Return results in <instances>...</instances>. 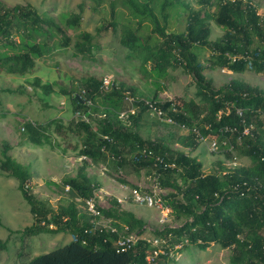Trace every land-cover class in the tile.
<instances>
[{"label":"trees","instance_id":"1","mask_svg":"<svg viewBox=\"0 0 264 264\" xmlns=\"http://www.w3.org/2000/svg\"><path fill=\"white\" fill-rule=\"evenodd\" d=\"M90 1L91 8L99 11L102 0ZM118 1L110 0L109 19L97 27L96 34L119 32L120 44L141 66L151 65L157 78L167 68L178 66L194 78L198 100L173 98L160 102L156 94L148 100L163 109L173 123L188 129L187 134L177 137L178 145L194 150L202 138L226 141L239 155L250 158L251 165L233 168L222 175L204 173L203 164L196 157L172 150L160 140L143 138L138 127L147 109L145 99L136 96L133 86L112 81L104 89L101 77L87 75L80 78L78 89L73 90L57 82H42L35 76L31 82L34 89L45 95L58 91L67 96L73 113L80 116L66 124L60 118L45 123L27 121L22 135L39 146L50 143V131L64 140L75 135V148L84 159L74 176L61 179L62 189L68 187L66 197L64 203L53 209L31 191L28 166L15 160L9 154L12 146L3 142L0 169L17 180L32 215L31 224L17 230L21 238L41 233H69L73 237L68 243L19 264H169L173 260L169 251L175 244H181L177 251L190 245L199 250L219 245L231 250L229 264H264V89L239 79L213 87L196 52L198 48L209 49L210 69L264 73V15L247 0H198L202 5L198 9L184 0H161L159 4L158 0H120L133 19L126 16L119 21ZM213 5L215 9L211 11ZM176 6L187 10L186 24L183 31L168 32V10ZM83 7L81 2L78 11L63 12L56 19L42 16L31 4L8 6L0 2V73L24 75L34 68L37 59L69 47L77 54L91 56L100 47L92 33L81 31L74 41L67 33L79 30ZM146 20L153 27L148 34H142ZM209 21L224 29L219 39L210 40ZM127 94L137 97L129 124L119 117L128 108ZM92 113L101 115L95 124L81 117H90ZM90 164H104L114 171H126L129 166L135 172L153 171L158 185L170 190L167 198L175 217L186 219L179 226L153 232L156 239L165 240L169 249L153 255L155 248L151 242L140 239L129 249L118 250L115 242L119 235H141L146 227L142 218L123 208L117 199H112L109 207L96 205L114 231L95 227V218L100 217L80 211L79 204L85 206L86 200L93 198L94 191L100 188L86 171ZM7 239H0V248L6 246ZM149 255H153L150 263L146 260Z\"/></svg>","mask_w":264,"mask_h":264},{"label":"rangeland","instance_id":"2","mask_svg":"<svg viewBox=\"0 0 264 264\" xmlns=\"http://www.w3.org/2000/svg\"><path fill=\"white\" fill-rule=\"evenodd\" d=\"M139 1L143 2V0ZM184 1L193 9L202 8L198 0ZM247 1H251L258 13L264 15V0ZM0 2L8 6L31 4L42 16H51L56 19L63 12L78 11V4L84 2L79 30H68L67 33L74 41L77 33L88 31L94 35V41L100 46L91 56L77 54L72 47L60 50L51 56L37 59L34 68L24 75L0 73V157L2 144L7 141L12 146L9 154L15 160L28 166L32 174L31 191L53 209L64 203L63 199L66 197V189H62L61 179L65 176H74L83 162L84 158L79 156L75 148L78 139L75 135H71L64 140L55 132L50 131V143L39 146L25 139L21 133L22 126L27 121L45 123L52 118H60L66 124L71 118H78L79 115L73 113L67 96L61 95L58 91L45 95L39 89H34L31 82L35 76H38L42 82H57L60 86L76 90L81 77L95 75L105 77L116 84L123 82L127 86H133L136 89V96L145 100L151 99L155 94L160 102L173 98L198 100L195 96L194 78L183 67H169L163 76L157 78L151 65L141 66L139 60L130 55L128 50L120 44L119 32L109 30L99 35L96 34L97 27L109 19L110 0H102L99 11L91 8L90 0H0ZM159 2L161 0H158V4ZM214 9L213 5L210 10ZM117 10L119 21L126 16L133 19L130 10L120 0ZM154 10L158 12L157 6ZM168 13L167 31H183L187 10L176 6L168 10ZM131 25L134 27V24ZM209 25L210 40L219 39L224 29L213 21H209ZM152 27V23L146 20L142 34H148ZM196 52L205 66V75L210 79L213 87L222 86L232 79H239L264 89V73H256L250 69L240 73L220 67L210 69L212 66L208 60L209 49L198 48ZM127 96L131 97L129 94ZM126 101V108L127 106L129 108L130 103ZM200 107L204 110L203 104H200ZM82 118L85 117L82 116ZM86 118L95 124L101 115L92 113ZM138 131L143 138L160 140L172 150L182 151L196 157L202 162L204 173L216 172L222 175L233 168L251 165L250 158L239 155L237 151L229 147L226 141L202 138L199 146L194 150L181 147L176 142L177 137L187 134L188 129L175 123L163 122L148 112L142 113ZM213 141L217 145L215 149L212 148ZM86 171L100 184V188L94 191L96 205L109 207L111 200L117 199L123 208L133 211L137 217L145 221L146 230L141 236L154 246L153 254L169 249L166 243L163 244L154 237L153 232L166 226H179L186 219L175 217L170 207V198H167L170 190L158 185L153 171L142 169L140 172H135L130 166L126 171L123 169L114 171L107 169L104 164H90ZM17 185L15 178L9 177L5 171L0 169V239L6 240L9 236L6 246L0 248V264H19L58 245L68 243L73 238L69 233L55 235L41 233L21 238V233L17 230H22L26 225L31 224L32 215ZM134 188L143 193L153 192L161 197L164 204H169L170 213L164 216L163 222L159 221L162 217L160 210L133 200L131 190ZM78 207L80 211L86 212L83 204H79ZM95 224L98 227L111 225L110 221L103 217L95 218ZM9 230L14 232L10 233ZM175 248L179 246H174V249L169 251V255L173 258L169 264H229L231 250L222 249L219 245L204 250L191 245L181 248L180 251Z\"/></svg>","mask_w":264,"mask_h":264},{"label":"built area","instance_id":"3","mask_svg":"<svg viewBox=\"0 0 264 264\" xmlns=\"http://www.w3.org/2000/svg\"><path fill=\"white\" fill-rule=\"evenodd\" d=\"M111 83H112V81L108 80L107 78H105V77L102 78V87L104 89H107ZM126 99L129 101L130 106H129V108H127V109H125L119 113V117L121 120H123V122H128L129 114H134L136 111V107H134V105H133V101L135 100V98H133L132 96L131 97L126 96ZM144 104L146 106L147 112L150 113L151 115L155 116L156 118H158L159 120H161L163 122L173 123L171 117L167 116L165 114L164 110L161 109L160 107L156 106L153 102H150L148 100H144ZM172 110H175L174 106L172 107ZM77 115H79V114L77 113ZM82 116H84V115H82ZM84 119H86V117ZM22 130H23V127H22ZM244 131L247 132V129H245ZM216 147H217L216 142L213 141L212 148L215 149ZM67 188L68 187L66 186V189ZM131 195H132V198L135 202H137L139 204H144L148 207H155L158 210H160L161 215H162V217L159 220L160 222H163L164 216H166L168 213H170L169 206L164 204L161 197L157 196L153 192L143 193V192H140L137 188H134L133 190H131ZM85 209L87 212H89L93 216H95V217L99 216L100 218H102L100 216V212L96 208V204L94 202V197L86 200ZM95 227H98L97 224ZM102 227H105V226H102ZM105 228H110L112 231H114V228L112 226L105 227ZM141 235L137 234L135 232H131V233H128L125 235L121 234V235H119L118 239L116 240L115 245H116L118 250H122V251L127 250L131 246H133L138 240L145 239ZM147 241H149V240H147ZM160 241H162L163 244L166 243L164 239H162ZM174 246H176V247L179 246V248H180L181 244H175ZM179 248H175V249H179ZM163 252H164V250L160 253H163ZM153 255H155V254H153ZM153 255L152 256L149 255L146 257V260L149 263L153 259Z\"/></svg>","mask_w":264,"mask_h":264},{"label":"crops","instance_id":"4","mask_svg":"<svg viewBox=\"0 0 264 264\" xmlns=\"http://www.w3.org/2000/svg\"><path fill=\"white\" fill-rule=\"evenodd\" d=\"M9 176V175H8ZM9 177H11V176H9ZM18 186V185H17Z\"/></svg>","mask_w":264,"mask_h":264},{"label":"water","instance_id":"5","mask_svg":"<svg viewBox=\"0 0 264 264\" xmlns=\"http://www.w3.org/2000/svg\"><path fill=\"white\" fill-rule=\"evenodd\" d=\"M79 97V96H78Z\"/></svg>","mask_w":264,"mask_h":264}]
</instances>
